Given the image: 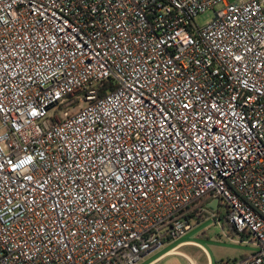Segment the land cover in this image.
<instances>
[{"label":"built area","instance_id":"built-area-1","mask_svg":"<svg viewBox=\"0 0 264 264\" xmlns=\"http://www.w3.org/2000/svg\"><path fill=\"white\" fill-rule=\"evenodd\" d=\"M215 198L264 264V0H0V264H138Z\"/></svg>","mask_w":264,"mask_h":264},{"label":"rangeland","instance_id":"rangeland-1","mask_svg":"<svg viewBox=\"0 0 264 264\" xmlns=\"http://www.w3.org/2000/svg\"><path fill=\"white\" fill-rule=\"evenodd\" d=\"M237 0H228L233 3ZM213 18V11L207 10L199 14L194 22L198 27L209 23ZM77 110V108L75 109ZM62 109L49 112L51 116H58ZM224 205L215 213L217 222L208 214L203 213L189 221V229L182 239L164 241L160 249L146 255L138 264H227L238 261L255 253L257 247L253 245L254 239L250 236L242 237L234 234L225 223ZM188 241L189 244L176 246L180 242ZM170 254L168 251L172 250Z\"/></svg>","mask_w":264,"mask_h":264},{"label":"trees","instance_id":"trees-1","mask_svg":"<svg viewBox=\"0 0 264 264\" xmlns=\"http://www.w3.org/2000/svg\"><path fill=\"white\" fill-rule=\"evenodd\" d=\"M102 95H103V92L102 93L101 92L98 93L99 97H101ZM206 204H207V200L206 199H201V200L194 201V202L190 203L189 205H187L182 210H180L176 214V218L184 219L187 223H189L190 220L195 219L196 213L198 212L199 208H202V207L205 208ZM196 218L198 219L200 217H196ZM229 229L231 230L232 233H234L230 227H229Z\"/></svg>","mask_w":264,"mask_h":264},{"label":"water","instance_id":"water-1","mask_svg":"<svg viewBox=\"0 0 264 264\" xmlns=\"http://www.w3.org/2000/svg\"><path fill=\"white\" fill-rule=\"evenodd\" d=\"M52 107L53 105H51L49 108H52ZM219 201H220L219 198H215L212 201L207 202L206 208L213 212H216L218 209Z\"/></svg>","mask_w":264,"mask_h":264},{"label":"crops","instance_id":"crops-1","mask_svg":"<svg viewBox=\"0 0 264 264\" xmlns=\"http://www.w3.org/2000/svg\"><path fill=\"white\" fill-rule=\"evenodd\" d=\"M183 238V237H182ZM182 238H180V239H182ZM179 239V240H180ZM190 242H188V241H183V242H180L179 244H177L176 246H181V245H185V244H189ZM171 252H173V249L172 250H170V251H168L167 253H171ZM162 257V255L159 257V258H161ZM159 258H156V259H154L153 261H151V262H149L148 264H152V263H154V262H156Z\"/></svg>","mask_w":264,"mask_h":264}]
</instances>
